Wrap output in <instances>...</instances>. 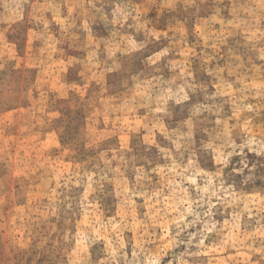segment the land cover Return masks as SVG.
<instances>
[{
	"label": "rangeland",
	"instance_id": "1",
	"mask_svg": "<svg viewBox=\"0 0 264 264\" xmlns=\"http://www.w3.org/2000/svg\"><path fill=\"white\" fill-rule=\"evenodd\" d=\"M0 264H264V0H0Z\"/></svg>",
	"mask_w": 264,
	"mask_h": 264
}]
</instances>
